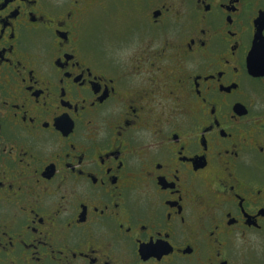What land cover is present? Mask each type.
I'll use <instances>...</instances> for the list:
<instances>
[{"label": "flooded vegetation", "instance_id": "1", "mask_svg": "<svg viewBox=\"0 0 264 264\" xmlns=\"http://www.w3.org/2000/svg\"><path fill=\"white\" fill-rule=\"evenodd\" d=\"M0 264H264V0H0Z\"/></svg>", "mask_w": 264, "mask_h": 264}]
</instances>
